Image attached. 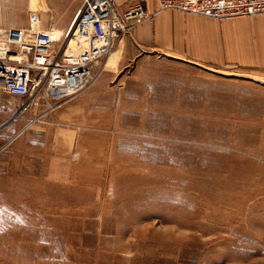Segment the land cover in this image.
Instances as JSON below:
<instances>
[{
  "label": "rangeland",
  "instance_id": "374dc122",
  "mask_svg": "<svg viewBox=\"0 0 264 264\" xmlns=\"http://www.w3.org/2000/svg\"><path fill=\"white\" fill-rule=\"evenodd\" d=\"M39 1L0 0V37ZM112 80L118 98L106 152L92 146L104 170L91 192L77 189L82 177H45L50 138L66 127L54 118L61 105L33 123L45 104L20 113L10 96L0 264H264V70L148 55Z\"/></svg>",
  "mask_w": 264,
  "mask_h": 264
},
{
  "label": "crops",
  "instance_id": "0c3cea01",
  "mask_svg": "<svg viewBox=\"0 0 264 264\" xmlns=\"http://www.w3.org/2000/svg\"><path fill=\"white\" fill-rule=\"evenodd\" d=\"M43 1L44 6L39 1L40 8L34 11L39 16V28H52L58 35L69 28L83 3V0ZM135 1L141 2L149 11L157 9L155 0H114L119 9H124L127 4ZM31 3L34 5L36 0H31ZM28 16H24L17 29L28 26ZM60 47L61 43L56 48ZM148 55H162L216 68L235 66L264 70V12L250 17L218 21L168 9L157 12L152 20L135 26L130 35L119 38L110 56L95 65L96 71L101 70L98 77L75 97L63 102L54 115L66 127L60 128V136L50 138L48 159L44 164L45 177H82L77 189L82 192L92 191L91 186L95 185L90 181L91 177H96L97 183V178L103 175L104 170L103 165L99 169L101 165L96 164L101 159L97 158L99 155H93L92 146L96 145L100 153L106 152L109 143V136L106 134L118 98L116 88L110 87L112 79L116 73ZM99 112L105 115L103 124H99L100 120H97ZM10 116V96L0 90V129L6 127L4 124ZM44 124L50 127L47 125L50 123ZM46 126L45 129H50ZM93 129H98L99 134L103 135L91 136ZM71 150L76 152L75 160L69 158ZM70 187L66 185L62 189L74 191ZM82 220L102 218L94 216Z\"/></svg>",
  "mask_w": 264,
  "mask_h": 264
},
{
  "label": "built area",
  "instance_id": "2783aa9c",
  "mask_svg": "<svg viewBox=\"0 0 264 264\" xmlns=\"http://www.w3.org/2000/svg\"><path fill=\"white\" fill-rule=\"evenodd\" d=\"M155 1L157 9L149 11L139 1L119 9L114 0H83L61 35L52 28L41 30L38 14L30 12L26 28L9 29L0 37V90L21 101L20 113L44 103L45 110L31 119L39 123L44 114L98 77L95 65L111 53L119 38L130 35L135 26L152 20L159 11L174 9L218 21L264 12V0Z\"/></svg>",
  "mask_w": 264,
  "mask_h": 264
},
{
  "label": "bare ground",
  "instance_id": "6f19581e",
  "mask_svg": "<svg viewBox=\"0 0 264 264\" xmlns=\"http://www.w3.org/2000/svg\"><path fill=\"white\" fill-rule=\"evenodd\" d=\"M43 6H44V1L42 0Z\"/></svg>",
  "mask_w": 264,
  "mask_h": 264
}]
</instances>
